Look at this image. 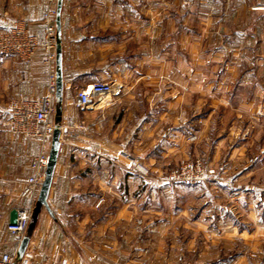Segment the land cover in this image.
<instances>
[{
	"label": "crops",
	"instance_id": "obj_1",
	"mask_svg": "<svg viewBox=\"0 0 264 264\" xmlns=\"http://www.w3.org/2000/svg\"><path fill=\"white\" fill-rule=\"evenodd\" d=\"M51 1L0 0V30L22 21L44 40L43 20ZM175 1L166 13L175 17L181 38L168 46H180L181 51L160 59L142 55L141 18L153 15L149 7L158 0L62 1L59 37L64 90L60 124L75 131L77 137L63 143L48 198L50 210L42 209L26 250L33 253L31 264H62L64 260L68 264H249L242 252L227 247L224 240L237 236L257 240L264 234V227L239 229L237 221L243 224L246 219H239L234 207L230 208L231 202L224 199L225 194L207 199L195 216H191L190 205L184 200H176L170 215H161L155 209L159 190L154 192L153 186L148 203L141 205L142 179L134 170L135 162L161 173L159 166L190 155L192 147L193 155L209 161L227 160L220 167L223 174L252 176L264 168V149L258 157L251 152L252 134L264 129V9L258 8L264 7V0ZM58 3L55 0L57 34ZM190 17L197 22L193 28L198 33L213 34L209 42L217 48L213 63L219 69L210 77L199 70V60L197 67L190 64ZM157 46L156 41L152 47ZM44 59L43 52L31 64H23L16 57H0V255L16 253V263L21 241L9 231L10 216L13 210L30 206L20 194L30 175L31 161L39 153L40 141L8 132L6 106L20 94L34 99L46 95L49 78ZM162 75L167 80L165 87L158 85ZM215 79H219L217 86H210L208 83ZM95 82L115 83L121 90L104 103L98 101L85 110L77 108L76 91ZM244 86L251 97L240 104L236 99L244 95L240 92ZM228 113L233 115L229 121L224 118ZM217 115L223 118L220 126L225 131L218 135L212 155L207 156L199 144L215 128ZM81 123L87 127L84 133L77 128ZM193 134L197 142L190 144L188 138ZM233 138L238 143H232L225 155L222 147ZM259 159L262 163L257 168L254 161ZM84 169L88 172L85 181H93L86 199L97 193L91 207L105 210L95 220L89 216L77 218L78 227L71 230L68 217L76 215L69 211L86 204L83 196L77 195L82 186L88 189L86 183L78 182ZM179 188L172 191L170 201ZM100 198L103 201L99 205ZM111 204L113 212L106 210ZM140 210L154 226L147 235L131 227ZM248 211L254 219L252 210ZM163 236L166 243L160 247ZM217 249L224 259L214 257ZM206 254L209 258L200 261ZM192 255L197 257L194 263L189 260Z\"/></svg>",
	"mask_w": 264,
	"mask_h": 264
},
{
	"label": "rangeland",
	"instance_id": "obj_2",
	"mask_svg": "<svg viewBox=\"0 0 264 264\" xmlns=\"http://www.w3.org/2000/svg\"><path fill=\"white\" fill-rule=\"evenodd\" d=\"M177 1V0H176ZM175 1V2H176ZM174 5L173 0H158V2H151V6L149 7L153 13V15H147L144 14L142 19V40H143V49H142V55L143 56H151L153 58L158 57L160 59L161 57L165 56H172L175 55V53L180 50V46H174V48H170L169 43L170 41H173L176 43V40L181 38V31H179L178 24L176 25L175 28V17L169 16L167 14L169 12V9H171ZM261 9H264V7H258ZM168 11V12H167ZM167 12V13H166ZM190 45H189V57H190V64L191 66L197 67V61L199 60L200 62V68L199 70L206 76L210 77L214 72L215 69L217 68V64L215 65L213 62L215 61L214 59L216 58V54L218 51L217 48H215V43L214 42H209L213 41L214 38H212V33L210 32H205L203 33H198L193 27L197 25V22H193V17H190ZM195 24V25H194ZM174 27V28H173ZM174 30H173V29ZM174 31V32H173ZM185 30L183 31V33ZM152 37V38H151ZM149 39L152 40V43H150ZM199 41V43L197 42ZM157 41L158 46L156 48H153L152 46L155 45V42ZM206 43L203 45V43ZM238 57L241 55L236 54ZM156 63V61H155ZM158 63V62H157ZM155 65L158 69L161 67L159 65ZM216 63V62H215ZM218 63V62H217ZM148 66V65H147ZM160 78V77H159ZM219 79H215L214 82L211 81V83H208L211 85H216L218 83ZM158 85L165 87L164 82H167L165 79V76L162 75L160 79H158ZM239 88V87H238ZM121 90V89H120ZM240 92L244 93L243 96H241L239 99H236L240 104H245L246 100H249V97H251V94L248 92V88L246 86L241 87ZM209 98V97H207ZM211 99V98H210ZM75 101H76V94H75ZM232 114L228 113L224 118L229 121L232 119ZM245 116V115H244ZM221 118L220 115H217L214 118V121H217V124L215 128L209 130L208 135L206 136L205 140L203 142H200L199 144V149H204L207 151L205 154L207 156L212 155V150L214 148L215 143L218 142V135H223L225 128L221 127ZM245 119V117H243ZM220 122V123H219ZM80 125V124H79ZM86 127V126H85ZM87 129V127H86ZM161 131V129H159ZM83 133L85 132L84 130H81ZM253 139V144L251 146V152L253 156L258 157L260 154L261 148L264 149V129H259L256 130L255 133L252 134L251 136ZM197 136L196 135H190L188 138V142L190 144L196 143L197 142ZM237 138H233V140L228 141L227 144H224L222 149L224 154L229 151V148L233 145L232 143L236 142L238 143ZM194 145V144H193ZM193 148H190V155H185L183 158H178L177 160H174L172 163H168L166 165H161L159 166L161 173H153L151 168H149L147 165L144 163L140 162H135L134 167L136 163L141 164L143 167H145L148 170V173L145 175L144 173H140L141 179H142V203L141 205H146L148 203L149 198V188L153 186L154 192H156L159 195L157 197V200L155 202L156 207L155 209H158V211L161 212V215H170V211H172L173 207L176 205V200L181 201H188V205H190V212L191 216L198 215V212L200 211V208L203 207L204 202L209 199V198H214L215 195L219 194H225L227 197L224 198L228 202H231L232 206L230 208H233V211L238 214V216H241L239 219L243 218L246 219V222L240 223L239 220L237 221V226L239 229H241L244 226L248 227V230H253L256 229L257 227L262 230V227H264V224L261 222H264V168L252 176H242V174L235 175V174H223L221 173L220 167L222 164H226L228 161L227 160H220L217 163L215 161H209L203 156H196L193 155ZM223 154V155H224ZM186 163H200L204 168L206 169H214L216 170V182L215 183H193L189 184L186 182H169L168 181V176L170 173L175 171L176 169L180 168L182 165ZM243 163H240V167L243 166ZM262 161L256 160L254 161V166L255 167H261ZM264 163V162H263ZM96 167V166H95ZM116 168L112 169L113 171ZM220 171V173H219ZM82 179H78L80 181L78 182H83L88 185V189L84 188L82 186L81 189H79V192L77 195L83 196L82 199L85 201L86 204H82V206H73L71 213H74L76 216L75 217H68V221L71 222L70 229L71 230H76L78 225L76 223L77 218L79 219H85V216L91 217L93 220L100 218L104 214V210L101 207H94V209L91 207L94 205L95 201L97 200V193H94L92 198H87L86 195H88V191L90 188L89 184H92L93 181L92 179L86 180L87 178V170L84 169L81 172ZM97 175L99 177L100 169H97ZM138 173V172H137ZM91 178V177H90ZM97 177L95 176V179ZM94 179V182H95ZM81 185V184H80ZM180 187L179 191L175 193L173 196V200H171L170 196L172 195V191L176 189V187ZM189 186L190 189H186L185 187ZM181 189L183 191H181ZM189 192H186V191ZM157 195V194H156ZM161 195V196H160ZM169 197L167 198V196ZM21 198V197H20ZM111 201L113 200L112 197L109 198ZM146 200V202H145ZM103 199H99V205L102 203ZM174 203V204H173ZM178 204V203H177ZM109 207V209H106L110 212H113L115 208L112 206ZM252 205V209L249 208V206ZM252 210V214L254 216V219L249 217V211ZM173 212V211H172ZM77 213V214H76ZM138 216L135 218L134 225L131 227L135 228V231L139 234L147 235L149 233L153 232V224L150 222L146 221V218L143 216V211L140 210L138 211ZM142 215V216H140ZM243 216V217H242ZM242 219V220H243ZM139 221L142 222L139 224ZM247 223V224H245ZM163 229V227H162ZM189 235H192L191 233ZM261 237L264 234H260ZM258 238L257 240H250V239H242L240 237H236L231 240H224L227 243V247L230 245L232 247H236L238 252H242L243 255L248 259L249 264H264V236L263 238ZM166 236H163L162 239H159L160 242V247H163V245L166 243L165 241ZM223 241V240H221ZM211 243L212 241H205ZM214 242V241H213ZM216 243L218 242L217 240L215 241ZM180 243V241H179ZM215 243V244H216ZM226 247V246H225ZM211 248V247H210ZM214 248H211L210 250L213 251ZM219 250L217 249L216 255L214 257H218V260H222L225 257L221 254L218 253ZM212 253V252H209ZM215 253V252H214ZM235 257V256H232ZM239 257V255H238ZM209 256L203 255L200 257V261L205 262ZM189 260L191 263H194L197 260V257L192 255L189 257ZM193 261V262H192Z\"/></svg>",
	"mask_w": 264,
	"mask_h": 264
},
{
	"label": "built area",
	"instance_id": "obj_3",
	"mask_svg": "<svg viewBox=\"0 0 264 264\" xmlns=\"http://www.w3.org/2000/svg\"><path fill=\"white\" fill-rule=\"evenodd\" d=\"M55 0L49 3L44 15V40L31 32L22 21H15L8 29L0 30V57H16L23 64H31L37 55L44 53V63L48 68L49 85L46 95L41 99H34L29 95L20 94L11 99L6 106L8 115L7 130L10 134L20 136L26 140L40 141L39 153L32 159L30 175L24 182L20 197L28 200L30 206L18 211L17 225H9V231L22 240L32 220L34 205L37 202L42 183L45 179V169L48 164L52 135L57 127L53 122L56 113V49L59 44L55 25ZM118 84L111 82H95L76 91L75 106L82 110L91 107L98 101L105 102L106 98L113 97L120 91ZM86 125L81 123L77 128L86 131ZM62 131L60 154L63 152V143L77 137L73 130ZM73 151H76L75 149ZM134 170L139 174L148 173L141 164L136 163ZM216 170L206 169L200 163H186L168 176L169 182L215 183ZM2 215H0V219ZM142 222L139 221V224ZM33 253L26 251L18 264H31ZM16 253H2L0 264H15ZM62 264H68L64 260Z\"/></svg>",
	"mask_w": 264,
	"mask_h": 264
},
{
	"label": "water",
	"instance_id": "obj_4",
	"mask_svg": "<svg viewBox=\"0 0 264 264\" xmlns=\"http://www.w3.org/2000/svg\"><path fill=\"white\" fill-rule=\"evenodd\" d=\"M62 1L63 0H59L58 9H57V27H58L57 37L59 40V44L56 49V94H55V98H56L57 107H56L55 123L57 124V127L52 135L48 164L45 169V179L42 183L39 196H38L35 208L33 210L32 221L28 228V234L24 235V237L22 238L18 252H17V259L19 261L21 260L25 251L27 250V247L30 242L31 232L33 231L35 227V224L37 222V219L42 209L46 208L50 210L48 198H49V194H50L53 182H54L56 166H57L59 156H60L61 134H62V131L59 128V124L61 120V113H62V109L60 105L63 101V90H64L63 56H62V47H61L60 37H59L60 13H61V8H62ZM17 220H18V211L13 210L10 216V225L12 226L17 225ZM15 264H18V263H15Z\"/></svg>",
	"mask_w": 264,
	"mask_h": 264
}]
</instances>
